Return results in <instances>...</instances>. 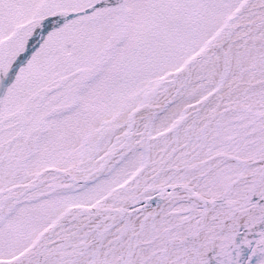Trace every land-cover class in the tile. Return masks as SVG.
Returning <instances> with one entry per match:
<instances>
[{
    "label": "snow or ice",
    "instance_id": "snow-or-ice-1",
    "mask_svg": "<svg viewBox=\"0 0 264 264\" xmlns=\"http://www.w3.org/2000/svg\"><path fill=\"white\" fill-rule=\"evenodd\" d=\"M0 264H264V0H0Z\"/></svg>",
    "mask_w": 264,
    "mask_h": 264
}]
</instances>
